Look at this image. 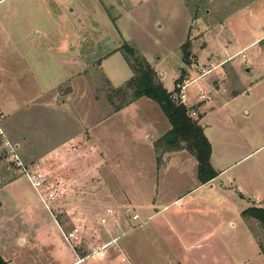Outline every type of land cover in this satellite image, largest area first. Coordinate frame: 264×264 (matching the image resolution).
<instances>
[{"label": "rangeland", "instance_id": "1", "mask_svg": "<svg viewBox=\"0 0 264 264\" xmlns=\"http://www.w3.org/2000/svg\"><path fill=\"white\" fill-rule=\"evenodd\" d=\"M190 13L213 22L212 30L205 33L206 47L199 51L201 57L210 55L206 60L197 58L205 41L196 34L204 23L191 24ZM263 35L264 0H131V5L128 0H0V105L16 110L18 132L26 137L33 154H41L79 128L70 108H56L58 97L69 87L74 90L75 106L81 104L86 81L92 95L109 104L111 99L118 105L131 97V92L125 91L122 97L113 91L133 76L122 44L149 64L173 98L178 97L175 81L182 77L179 86L188 85L186 103L198 109L194 108L196 116L189 112L190 116L199 123L204 113L202 124L214 144L215 166L229 167L211 190L216 234L225 243V247L216 245L217 264L225 260L234 264L233 259L264 264L241 226L246 202L227 189L236 188L264 209ZM188 38L194 56L186 66L181 47ZM225 50L242 51L231 67L225 62ZM79 72L82 78L76 77ZM200 91L203 101L198 99ZM77 153L58 158L56 164L44 160L43 169L51 184L56 177L61 179L52 213L63 231L80 228V257L97 249L113 231L120 232L123 242L139 239L145 232L150 236L151 228L142 229L141 220H131L134 212H123L114 183L105 181L95 162L84 158L89 151ZM4 173L8 178L20 176L12 174L6 162L0 175ZM27 181L22 178L17 185L31 190ZM119 207L113 218L127 217L121 229L116 223V230L111 228L109 221L99 223L107 209ZM37 213L41 232L49 235L53 221L43 207ZM15 223L20 225V220ZM259 240L264 247V234ZM52 245L31 248L15 242L8 249L11 264H55L49 259ZM86 259L85 264L102 263L96 255Z\"/></svg>", "mask_w": 264, "mask_h": 264}, {"label": "crops", "instance_id": "2", "mask_svg": "<svg viewBox=\"0 0 264 264\" xmlns=\"http://www.w3.org/2000/svg\"><path fill=\"white\" fill-rule=\"evenodd\" d=\"M128 1L131 5V0ZM189 15L191 24L197 20L204 23L201 31L196 34H201L205 41L198 49L197 58L206 60L210 55L201 57L199 51L206 47L205 33L212 30L213 22L209 24L199 17L191 16V13ZM187 40L190 41V49H192L191 39ZM258 42L259 40L255 43ZM241 52V50L224 51L227 58L225 62H228L229 67L234 65L236 56ZM190 53L192 58L194 55L192 51ZM219 58L223 60L222 55ZM76 77L82 78V73H77ZM84 90L85 94H81L80 106L74 104L72 87H69L66 94L60 95V98L64 97L60 104L58 97L57 110L59 107L67 110L70 108L76 120L75 126L79 125V128L73 135L41 154H33L26 137L18 132L19 123L14 121L16 110H8L0 105V131L3 134V137L0 136V171L6 162L7 143L14 147L16 155L29 166L30 170H39L43 173L44 160L50 159V163L56 164L57 159L64 155L80 153L82 149L89 151L84 158H90L95 162L105 181L114 183L123 212L125 214L134 212L132 216L137 215L138 219L132 220L131 217V220L133 222L141 220L139 225L143 226L142 229L148 227L152 230L150 236L145 232L141 238L125 242L120 240L118 230L113 231L103 244L114 239L116 242L105 250L104 257H98L101 264H217L218 260L214 254L216 245L225 247V243L216 234L218 224H215V211L210 206L213 198L211 190L229 167L225 165L218 169L215 166L214 144L211 136L207 134V126L202 124L204 113L201 114L199 124L203 127L204 135L211 145L210 164L218 176L209 183L200 185L197 180V162L186 150L171 152L155 150V143L171 128L155 102L142 97L115 111L107 101L92 95L87 81ZM186 100L185 97V106L191 108L190 111L196 116L194 110L196 107L188 106ZM244 113L248 114L247 111ZM18 118L20 120V117ZM157 158H160L159 164ZM8 176V173L0 175V257L3 261L6 264L13 262L9 258L8 249L13 243L18 242L31 248L53 244L49 259L55 264H85L87 259L84 258L79 262L81 254L73 250L65 241L59 224L54 219L53 213L43 205L40 195L31 186V190H28L17 185L22 178H26L19 176L9 181ZM58 178L56 177V180L60 181L61 179ZM227 189L236 192L237 197L246 202L247 208L255 206L254 202L244 197L236 188ZM53 205L56 204L51 203L52 209ZM40 207H43L53 221L52 226H49L51 228L49 235L41 232L37 223V212ZM120 207L114 210L116 215ZM114 216H107L102 225H106L109 221L111 228L116 230L114 227L116 223L121 229L120 226H123L127 217L117 220L113 218ZM18 219L20 225L15 223ZM230 226L232 227L233 224L230 223ZM241 226L245 227L253 241L258 260L263 262L264 247H261L259 240L264 234L263 228L257 221L242 217ZM232 261L234 264H241L240 259L237 262L235 259ZM224 264L231 262L225 260Z\"/></svg>", "mask_w": 264, "mask_h": 264}, {"label": "trees", "instance_id": "3", "mask_svg": "<svg viewBox=\"0 0 264 264\" xmlns=\"http://www.w3.org/2000/svg\"><path fill=\"white\" fill-rule=\"evenodd\" d=\"M125 61L131 60L130 69L133 76L121 87L113 91L117 95L125 97L126 92H131V97L115 105L110 100V104L115 111L131 104L139 98L145 97L155 102L166 117L170 130L158 140L154 147L155 150L162 149L166 152L186 150L197 162V180L200 185L212 181L218 173L210 164L211 145L204 135L203 127L198 123V119H193L185 105L178 102V98H173L172 93L168 92L157 79L154 70L143 59L137 56L132 48L122 44ZM182 62L190 65V41L187 40L181 47ZM127 62V63H128ZM183 74V71H182ZM181 74V76H182ZM182 77L175 81V92H179V82ZM126 91V92H125ZM160 158H157L159 164ZM14 178H10L9 181ZM242 218H250L257 221L264 230V209L251 206L241 213ZM0 264H6L0 257Z\"/></svg>", "mask_w": 264, "mask_h": 264}, {"label": "built area", "instance_id": "4", "mask_svg": "<svg viewBox=\"0 0 264 264\" xmlns=\"http://www.w3.org/2000/svg\"><path fill=\"white\" fill-rule=\"evenodd\" d=\"M179 92H178V102L180 104L185 105V93L184 90L186 88V85L179 86ZM198 98L203 101L205 99L204 93L201 91L198 95ZM191 116H194L195 113L191 112ZM0 136L3 137L2 132L0 131ZM6 150V163L8 165V168L12 170V174H19L20 176H24L27 178L30 186L40 195L41 201L43 205L49 210L50 213H52L51 203H54L57 199L60 191V184L58 181H56L54 184H51L49 182L48 177L39 170H30L28 167H26L22 161L19 159V157L15 153V149L13 146L6 144L5 147ZM54 215V214H53ZM116 215V211L113 209H107L105 211V214L99 218L100 224H104L106 221L107 216H114ZM54 219L57 221L56 216H53ZM138 216L134 215L132 216V220H137ZM58 223V222H57ZM59 224V223H58ZM60 227V225H59ZM61 232L63 234V237L65 241L73 248V250L78 251V246L82 243V237H81V231L80 228L77 226H73L68 231H63L60 227ZM116 239L104 243L100 245L97 249L92 250L89 252L86 256L80 257L79 262H82L84 258H87L91 255H97L98 257L102 258L105 256V250L115 244Z\"/></svg>", "mask_w": 264, "mask_h": 264}]
</instances>
